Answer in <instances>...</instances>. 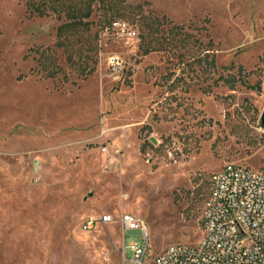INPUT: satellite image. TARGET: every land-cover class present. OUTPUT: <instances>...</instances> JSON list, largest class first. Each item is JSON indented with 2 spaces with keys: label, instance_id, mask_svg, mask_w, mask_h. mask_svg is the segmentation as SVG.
<instances>
[{
  "label": "rangeland",
  "instance_id": "obj_1",
  "mask_svg": "<svg viewBox=\"0 0 264 264\" xmlns=\"http://www.w3.org/2000/svg\"><path fill=\"white\" fill-rule=\"evenodd\" d=\"M28 1L0 0V264H140L129 245L141 230L123 231L124 212L145 223L146 264L196 244L211 174L264 172V0H111L112 17L95 4L85 79L54 46L64 19L30 14ZM146 16L165 17L164 41L144 54ZM114 18L129 29L108 28ZM185 32L202 44L176 41ZM209 39L205 70L193 57ZM46 47L65 79L43 76ZM102 214L114 221L81 228Z\"/></svg>",
  "mask_w": 264,
  "mask_h": 264
},
{
  "label": "built area",
  "instance_id": "obj_2",
  "mask_svg": "<svg viewBox=\"0 0 264 264\" xmlns=\"http://www.w3.org/2000/svg\"><path fill=\"white\" fill-rule=\"evenodd\" d=\"M114 20L111 28L128 30ZM201 237L196 244L174 243L151 256L150 264H264V172L239 163H225L211 174V187L201 213ZM114 221L110 214L88 216L83 230ZM118 222L125 232L140 229L143 243L129 245L132 261L144 262L149 248L145 223L124 212Z\"/></svg>",
  "mask_w": 264,
  "mask_h": 264
},
{
  "label": "trees",
  "instance_id": "obj_3",
  "mask_svg": "<svg viewBox=\"0 0 264 264\" xmlns=\"http://www.w3.org/2000/svg\"><path fill=\"white\" fill-rule=\"evenodd\" d=\"M95 4H98L102 8L112 10L110 16L118 14V10L111 0H31L27 2V9L30 14H36L38 16H46L54 14L58 20L64 19L56 27V40L54 46L61 48L66 54V61L72 67H74L78 75L85 79L92 72L95 71L97 65V44L95 42L96 34L90 32L92 21L90 19ZM136 5L135 8H139ZM114 18L109 22V27ZM165 17H142V27L144 32L142 34L143 44L142 51L144 54L153 50H159L160 45L163 43L161 37H156V31L158 26L163 23ZM129 24V23H128ZM182 25L174 24L171 27L172 33L179 34ZM181 37H177L176 41H183L188 45H201V41L190 32L181 34ZM172 39V44L176 43ZM171 44V43H166ZM212 41L209 39L206 43L207 48L203 49L204 55L193 57L195 62L205 63V70L214 69L215 59L212 55L211 45ZM38 53V65L41 66L42 74L45 77H55L56 75L63 74L61 66L57 63L54 57L51 55V48L46 47L36 50ZM64 79L65 75H62Z\"/></svg>",
  "mask_w": 264,
  "mask_h": 264
},
{
  "label": "water",
  "instance_id": "obj_4",
  "mask_svg": "<svg viewBox=\"0 0 264 264\" xmlns=\"http://www.w3.org/2000/svg\"><path fill=\"white\" fill-rule=\"evenodd\" d=\"M261 118H262V122H264V111H262V116H261Z\"/></svg>",
  "mask_w": 264,
  "mask_h": 264
}]
</instances>
